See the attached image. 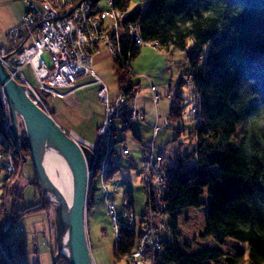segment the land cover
Instances as JSON below:
<instances>
[{
    "label": "trees",
    "instance_id": "1",
    "mask_svg": "<svg viewBox=\"0 0 264 264\" xmlns=\"http://www.w3.org/2000/svg\"><path fill=\"white\" fill-rule=\"evenodd\" d=\"M88 1L94 14L99 12V0ZM111 1L114 9L126 14L118 32L111 33L118 50L113 65L119 93L130 99L137 91L122 66L126 61L130 64L141 48L129 33L133 25L141 41L157 43L158 50L186 54L189 83L197 99L194 148L189 154L174 156L171 164L163 154H157L163 159V186L159 198L153 191L145 197L146 210L168 219L158 264H205L220 259L225 264H264V0H147L146 10L130 12L133 0ZM169 98L164 125L179 119L182 111V98L178 94ZM48 112L52 116V111ZM2 119L0 102V128ZM238 124L242 126L241 138L234 144L231 137ZM17 141L19 149L13 150V155H20L24 163L30 154L21 123ZM185 159L193 164L186 166ZM115 170L111 163L103 181ZM26 183L40 196L36 211L51 215L33 172L31 180L22 178L12 190L9 214L14 224L31 211L15 206ZM130 198L124 193L123 199L131 207ZM91 206L90 184L85 216ZM3 217L0 209V221ZM140 229L134 222L132 230L119 231L112 246L115 260L131 253ZM51 238L49 248L54 245V236ZM25 246L21 238V252ZM32 264H40L37 257ZM57 264L67 263L59 257Z\"/></svg>",
    "mask_w": 264,
    "mask_h": 264
},
{
    "label": "built area",
    "instance_id": "2",
    "mask_svg": "<svg viewBox=\"0 0 264 264\" xmlns=\"http://www.w3.org/2000/svg\"><path fill=\"white\" fill-rule=\"evenodd\" d=\"M27 9L22 15L20 30L5 35L11 42L9 49H0V57H5L3 65L10 76L17 82L27 85L36 97L47 96L64 98L66 92L73 89L94 87L97 98L103 106V119L97 128L98 143L93 149V163L87 171L88 186L98 171L103 181L108 171L117 141L112 137L130 126L132 122L142 121L143 112L136 106L135 97L127 99L119 93L114 101L109 100L108 89L102 78L91 68L93 54L101 47L105 48L114 60L118 55L117 48L111 40V32L117 33L119 23L126 14L112 7V1L107 0L108 7L104 11L94 14V8L88 0H24ZM96 12V11H95ZM108 18V25L103 19ZM129 33L134 34L137 46H151L158 49L157 43L143 42L136 34V27L129 26ZM30 38V40H29ZM122 66L131 75L128 62ZM31 74L35 86H31L25 79L23 70ZM86 78L88 83L78 85L79 80ZM189 82V79H188ZM150 93L154 104L160 96L150 86ZM0 102L3 119L0 128V190L2 204L7 206L5 216L9 213V201L12 188L19 181L22 170V158L13 155V150L19 149L17 138L12 135V120L7 108L6 98L0 86ZM39 105L48 112L41 103ZM119 121V125H116ZM157 128H154V132ZM119 142V141H118ZM122 156L129 155L128 148H122ZM163 159L161 155L150 152L143 162L142 184L145 194L148 191L159 192L163 186L164 173L161 170ZM159 197V194H156ZM106 213L111 219L115 238L122 229L134 228L135 214L129 206L128 200H123L122 213L118 217L113 203H107ZM155 215L149 212L147 222L142 224L135 246L126 256L127 264H158L164 246L161 233L167 230L166 222L154 226L152 219ZM122 219V221H121ZM21 227L12 223L8 216L0 221V260L4 264L20 262L17 239L20 237Z\"/></svg>",
    "mask_w": 264,
    "mask_h": 264
},
{
    "label": "rangeland",
    "instance_id": "3",
    "mask_svg": "<svg viewBox=\"0 0 264 264\" xmlns=\"http://www.w3.org/2000/svg\"><path fill=\"white\" fill-rule=\"evenodd\" d=\"M0 1L3 2L5 0ZM99 1L108 7L107 0ZM10 2L12 4L11 12L14 13L18 11L17 14L19 17L21 16L22 19L21 13L24 14L27 9L26 2L22 0H10ZM3 5L4 4L0 5V46H3V48L0 49H9L10 42L5 38L6 31L4 30V27L10 25V21L5 18L7 17V8ZM147 7V0H133L128 10L129 12L136 9L144 11ZM152 51H154L155 54ZM156 54H161V57L158 58ZM155 58L158 59L154 65L153 72L145 76L139 74L140 69L145 67V62L154 61ZM112 63L113 59L105 48H102L99 53L93 54L92 66L93 64H95V67L99 66L101 73L110 68L112 70ZM131 67L133 70H136L134 72L135 75L131 76L132 78L142 76L141 80L148 81V79H150L154 86L161 87L155 91L157 94H160V98L154 107L155 104L152 101L148 87L147 89H144V86H146L145 83L137 86L139 88H137L135 97L140 99V97L145 96L147 110L149 112L146 111L147 115L144 121L132 122L130 124L132 125V129L129 128L125 131H120L112 137L113 141H116L123 138L122 136L124 135V141L121 140L117 143L121 145V149H129V155H125V159L135 158L136 161L141 160L140 171L137 164L134 165L135 167L123 165L120 166V168H117L107 181L101 180L98 171L92 178L90 177V180L92 179L90 181L92 189V206L89 209L87 216H85L88 248L89 251L90 248L92 249V254L94 256L99 253L100 258L105 261L106 264H127L126 257L121 258L120 260H115L112 255L115 233L111 219L106 213L107 203L114 204L115 213L119 217L123 209V195L124 193L129 192L133 202L131 208L135 214V222L137 229L139 230L143 226L142 224L147 222V218L149 217V211L145 209L146 194L144 192V185L142 184V168L144 160L151 151L154 156L159 153L163 154L165 162L170 164L172 163L174 156L189 154L194 148L195 139L193 131L198 122L197 115L194 112L197 99L193 86L188 82L190 66L184 52L175 50H158L157 48L144 45L141 46L140 54L131 62ZM23 74L26 81L31 86H35L34 80L31 74L27 71V68L23 70ZM119 74H122V72L120 71ZM104 83L108 89L109 100L112 102L120 92L117 76L115 74L107 76V78L104 79ZM85 91L87 90H83L84 93L79 96L81 101H85V108L72 106L67 100L52 96L47 97V102L49 107L52 108V118L63 130L69 132L68 135L71 138L74 140L77 138V140H83L82 136L84 137L83 133H85L87 137L85 136L84 138H86L87 142L92 143L95 136L94 128L103 119V106L95 97L88 98ZM175 94H178L182 98L181 116L179 119L169 121L164 125L171 104L169 96ZM136 106L138 107L137 102ZM157 106L159 112V124H157L158 132L156 133L158 134V137H154L152 141V131L156 120ZM148 114H151V116ZM149 117L152 119L151 124L148 123ZM119 124V121H116V125ZM83 125H86L87 127L84 128ZM241 127V124H238L234 135L231 137V142L234 144L239 143L241 138ZM152 145L154 148L151 150ZM184 164L190 166L193 164V161L185 159ZM19 177V181H21L22 178L23 181H29L33 178L30 159H27L26 162L22 164V170ZM157 193L158 192L154 193V197H156ZM39 199L40 196L36 189L31 184L26 183L21 190V199L15 203L16 207H27L24 211L31 210L17 221V224L21 227V234L16 241L20 255V262L16 264H32V261L35 260L36 257L40 264H51V256L49 254L51 245L49 248L48 244H52L51 237H53V234L49 230L47 212L44 213V211H42V214V212L36 211L40 207L37 205ZM2 201L3 200L0 196V209L4 213L2 221L8 216L9 220L12 222L9 213L5 216L4 207L7 205L2 204ZM12 201V199L9 201V205ZM162 220L167 222V216L155 215L152 219V223L154 226H158ZM141 221L142 223H139ZM167 235L166 231L161 233L162 237H166ZM21 238L26 241V246L22 249V252L20 251ZM43 241L44 244L46 243V246H43ZM34 250L37 252V255L33 253ZM0 264H3V261L0 260ZM205 264H225V262L223 259H220L216 263L207 262Z\"/></svg>",
    "mask_w": 264,
    "mask_h": 264
},
{
    "label": "water",
    "instance_id": "4",
    "mask_svg": "<svg viewBox=\"0 0 264 264\" xmlns=\"http://www.w3.org/2000/svg\"><path fill=\"white\" fill-rule=\"evenodd\" d=\"M4 58L0 57V86L12 120V135L18 137L21 123L39 192L50 205L49 230L54 236L49 252L51 264H57L59 257L67 264H93L85 229L87 171L93 163V151L71 138L39 105L40 99L50 108L46 94L38 99L30 87L10 76L3 65ZM48 155L58 157L69 174V200L46 170Z\"/></svg>",
    "mask_w": 264,
    "mask_h": 264
},
{
    "label": "crops",
    "instance_id": "5",
    "mask_svg": "<svg viewBox=\"0 0 264 264\" xmlns=\"http://www.w3.org/2000/svg\"><path fill=\"white\" fill-rule=\"evenodd\" d=\"M22 1H24V0H22ZM1 4H4L3 6H5L6 8H7V13H6V16L7 17H5L6 18V20H8V21H10V25H8L7 27H4V30L6 31V35L7 34H9V33H11V32H15V31H19L20 30V23H21V16L19 17V15L17 14L18 13V11L17 12H14V13H12L11 12V8H12V4H11V2H10V0H5V1H0V5ZM108 4V3H107ZM105 7V8H104ZM96 8L99 10V11H104V10H106L107 9V5L105 6L104 4H102L101 3V1H98L97 2V4H96ZM6 12V11H5ZM24 12V11H23ZM21 15H23V13H21ZM10 19H12V20H10ZM11 21H12V23H11ZM103 23L104 24H106V25H108L109 23H110V20L108 19V18H104L103 19ZM109 31L111 32V33H113V30H111V29H109ZM120 33V32H119ZM118 33V34H119ZM10 47H11V42H10ZM0 48H3V46H0ZM103 47H101L100 49H99V51H98V53L101 51V49H102ZM5 49V48H4ZM169 50H171V49H169ZM140 51H141V48H140V50H139V54H140ZM152 52H154V51H152ZM138 54V55H139ZM154 54H155V52H154ZM156 56L159 58V57H161V54H156ZM158 58H155V60L154 61H146L145 62V67L144 68H141L140 69V72H139V74H141L142 76H145V75H149V74H151L152 72H153V70H154V65H155V63L157 62V59ZM133 61V60H132ZM132 61H130V69H131V72H132V74L129 76V78L131 77V76H133V75H135L134 74V72L136 71V70H133L132 69V67H131V62ZM113 64V63H112ZM137 64V63H136ZM113 67H112V70H111V68L110 69H107V70H105V71H103L102 73H101V70L99 69V66H97V67H95V64H93V66H92V62H91V68H92V70H93V72L95 73V74H97L98 76H100L101 78H102V80H103V82H104V79L105 78H107V76H109V75H113V74H115L116 76H117V73H116V71H115V69H114V65H112ZM142 76H138V77H131L130 78V82L132 83V84H136L137 86H140V85H142L143 83H145V85L146 86H144V89H147V87H148V90H149V92H150V86H152L153 88H154V90L155 91H157V89L158 88H161L160 86H154L152 83H151V80L150 79H148V81L146 80H141V78H142ZM89 82V80L88 79H86V78H82V79H80L79 80V83H78V85H81V84H85V83H88ZM105 84V83H104ZM106 85V84H105ZM148 85V86H147ZM107 87V86H106ZM137 88H139V87H137ZM83 90H87V91H85V94H87L88 95V98L89 97H95L96 99H98L97 98V95H96V92H95V88L94 87H86V88H79V89H73V90H71V91H67L66 93V96L63 98L64 100H67V102L69 103V104H71L72 106H77V107H79V108H85V101H81L80 99H79V96H80V94H83L84 92H83ZM145 94V93H144ZM117 95V94H116ZM159 96H160V94H158ZM135 101L137 102V105H138V108L140 109V110H142V112H143V120L142 121H144L145 120V117H146V115H147V112L146 111H148L147 110V103H146V98H145V96H142V97H140V99L138 98V97H135ZM158 102V101H157ZM157 104V103H156ZM156 104L154 105V107L156 106ZM83 106V107H82ZM49 110L50 111H52V108H49ZM149 112V111H148ZM156 120H155V124H154V127H153V131H152V141H153V139H154V137H158V134L156 133V132H158V130H156L155 132H154V128L156 127V128H158V126H157V124H159V116H158V106H157V109H156ZM149 115V114H148ZM149 116H151V114L149 115ZM102 122V121H101ZM101 122H99V124H97V126L94 128L95 129V131H94V133H95V136H94V139H93V142L92 143H89V142H87V140H86V138H84L85 136H86V134L85 133H83V135H84V137L82 136V138H83V140H77V139H75V141H77L78 143H80V144H82V146H85V147H87V148H89V149H91L92 151H93V149L95 148V146H96V144L98 143V136H97V132H96V129L98 128V126L101 124ZM151 122H152V119H151V117H149V119H148V123L149 124H151ZM131 126L132 125H130V129H132L131 128ZM83 127L84 128H86L87 126L86 125H83ZM128 128V129H129ZM64 131H66V133L67 134H69V132L67 131V130H64ZM90 134V133H89ZM157 134V135H156ZM87 137V136H86ZM123 138H120L119 140H123L124 141V135L122 136ZM139 139V138H138ZM119 140H116L117 142L119 141ZM152 143V142H151ZM120 152H121V145H119V143H117L116 144V146H115V154H114V157H113V160H112V165H113V170H115V169H117V168H120V166H128V165H130V166H133V167H135L134 165L135 164H137L138 166V169H139V171H140V166H141V160H139V161H136L135 160V158H129V159H125L124 157L125 156H122L121 154H120ZM184 155H186V154H184ZM127 158V157H126ZM126 160H127V162H126ZM128 193V195L130 196V193L129 192H127ZM131 197V196H130ZM130 202H131V205L133 206V202H132V199L130 198ZM42 214H43V212H42ZM44 241H45V236H44ZM44 241L42 242V244H43V246H46V243L44 244ZM35 251V250H34ZM34 251H33V253H34ZM90 255H91V258H92V262H93V264H106V262L105 261H103L101 258H100V255H99V253H97V255L96 256H94L93 254H92V249L90 248Z\"/></svg>",
    "mask_w": 264,
    "mask_h": 264
},
{
    "label": "bare ground",
    "instance_id": "6",
    "mask_svg": "<svg viewBox=\"0 0 264 264\" xmlns=\"http://www.w3.org/2000/svg\"><path fill=\"white\" fill-rule=\"evenodd\" d=\"M46 170L53 182L64 194L67 200L70 199V177L62 161L54 156L48 155L45 159Z\"/></svg>",
    "mask_w": 264,
    "mask_h": 264
}]
</instances>
